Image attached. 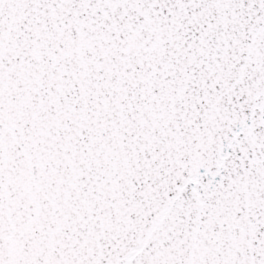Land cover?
I'll use <instances>...</instances> for the list:
<instances>
[{
    "label": "snow or ice",
    "instance_id": "1",
    "mask_svg": "<svg viewBox=\"0 0 264 264\" xmlns=\"http://www.w3.org/2000/svg\"><path fill=\"white\" fill-rule=\"evenodd\" d=\"M0 264H264V0H0Z\"/></svg>",
    "mask_w": 264,
    "mask_h": 264
}]
</instances>
